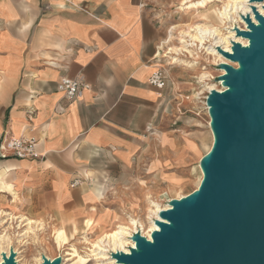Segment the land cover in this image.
<instances>
[{
	"label": "crops",
	"instance_id": "obj_1",
	"mask_svg": "<svg viewBox=\"0 0 264 264\" xmlns=\"http://www.w3.org/2000/svg\"><path fill=\"white\" fill-rule=\"evenodd\" d=\"M152 2L0 0V145L33 138L38 154L0 160L13 187L0 191V207L21 229L80 231L91 216L101 224L108 195L160 165L154 127L180 86L148 84L168 55ZM63 79L83 85L72 101ZM156 140L159 151L169 144Z\"/></svg>",
	"mask_w": 264,
	"mask_h": 264
},
{
	"label": "water",
	"instance_id": "obj_2",
	"mask_svg": "<svg viewBox=\"0 0 264 264\" xmlns=\"http://www.w3.org/2000/svg\"><path fill=\"white\" fill-rule=\"evenodd\" d=\"M250 4L264 10V0ZM251 13L258 25L247 15L241 18L249 32H236L248 47L233 44L231 54L217 49L240 69L218 66L226 89L207 95L215 142L200 162L198 190L168 204L151 242L135 234L136 250L111 255L119 263L264 264V17ZM3 258L14 264L13 253Z\"/></svg>",
	"mask_w": 264,
	"mask_h": 264
},
{
	"label": "rangeland",
	"instance_id": "obj_3",
	"mask_svg": "<svg viewBox=\"0 0 264 264\" xmlns=\"http://www.w3.org/2000/svg\"><path fill=\"white\" fill-rule=\"evenodd\" d=\"M195 1L197 0H154L152 2L151 8L166 31L173 27L174 38L164 46L165 53L169 52V48L179 46L177 40L180 35H184L185 32L192 33L195 26L203 24L208 13L205 9L191 6ZM188 51L193 53L197 64L192 67V70L187 68V64L189 65L193 60L188 58L186 51L168 55L160 63L159 69L166 74L168 80L178 82L180 86L179 94L173 99L169 115L166 119L159 120L154 127V150L157 153L155 158L158 157L160 165L156 170L145 169L132 173L127 187L115 189V191L120 190V194L108 195L104 207L107 216L101 224V216L98 219L92 216L95 222V228L92 231L84 230V222L83 230L77 231L73 224L74 228L66 231V235H63L59 229L25 231L16 226L13 220H8V214L4 210L5 205L0 207V238L11 239L13 246L20 252L19 264H36V258L39 255L60 258L63 264H82V260L87 259L86 256H90L88 259L93 262L92 256L95 253L91 254L85 240L93 243L102 233L114 230L117 226L115 221L125 224L129 218H135L141 222L146 230L149 225L147 209L151 202L165 206L174 199L191 194L197 188L200 162L207 155L212 143L210 119L205 106L209 94L207 88L218 87L217 78L220 77L221 69L205 54V51L196 50L194 47L188 48ZM172 56L177 59L176 62L170 60ZM202 72H207L211 80L200 83L199 74ZM161 136H167L169 141L163 151H159L156 140ZM164 139L161 138L162 143ZM5 181L8 182L6 178ZM92 193L97 200L103 199L98 189H93ZM113 197L117 201L119 199L120 203L109 202L110 199H114ZM1 200L2 197H0ZM95 211L94 209L92 213ZM93 264H107V262H93Z\"/></svg>",
	"mask_w": 264,
	"mask_h": 264
},
{
	"label": "bare ground",
	"instance_id": "obj_4",
	"mask_svg": "<svg viewBox=\"0 0 264 264\" xmlns=\"http://www.w3.org/2000/svg\"><path fill=\"white\" fill-rule=\"evenodd\" d=\"M191 6H194V8L205 9L208 15L205 16L206 18L203 24L197 25L192 29L191 31L192 33L185 32L184 35H180V37L177 40L179 46L169 48L168 49L169 52H166V54L176 55V53L178 52L186 51L185 53L189 55L188 58L193 60V62L189 63V65L187 64V68L192 70V67L196 66L197 64L194 61L193 53L188 51V48L194 47L196 50L198 49L200 51H205V54L212 59V61L215 63L217 67L229 66L236 70H239L240 67L238 63H232L228 59L224 58L218 52L217 49H220L225 53L231 54V48L233 44H238L241 47H248L249 41L247 39L237 36L236 34L237 31L249 32L245 22L243 21V18L241 17H246L247 15H249L254 25H258L257 22L254 21L253 15L251 13V8L256 9L257 12L264 17V10L262 8L263 6L258 4H250V0H197L194 3H192ZM172 30L173 27H171L168 30L167 38L164 44H168L170 43L171 40H173L174 35L172 33ZM170 60H173L174 62L177 61V59L174 56L170 57ZM157 67H161V66L157 65ZM220 71L221 73L219 77L220 79L218 82V87L209 86L207 88L208 89L207 93H210L212 91H218L219 93H221L224 89H226L224 87V80L222 78L226 73L223 69H221ZM199 79H200V83H205L206 81L211 80L207 72L200 73ZM214 142H215V135L212 131V143L208 150L207 155L211 152ZM2 175H3V171L0 170V191L5 190L10 193L13 192L12 185L6 182ZM202 179H203V171L200 166L199 183L197 188L193 192H196L198 190ZM185 197L186 196H183L174 199L173 201H180ZM150 204L151 205L147 209V219L149 221V225L146 228V230H144L141 222H139L135 218H129L128 222H126L125 224L118 223L115 221L114 223H117L115 229L110 231L109 233L107 232L102 233L98 239L96 238L97 240L95 242L91 243L85 240L86 244L89 246L91 254L95 253L94 255L92 254L93 255L92 258L94 257L93 262L95 263L107 262V264H121L112 256L130 255L131 250H136V244L133 241V237L135 234H138L140 235L141 238L145 239L148 242H151L152 233L158 231V228L155 225V223L157 221H160L159 214L162 211H166L170 209V206L169 205L159 206L154 202H151ZM93 211L94 209H92V212ZM94 226H95V222L92 216L84 221L85 231H92L95 228ZM59 230L60 232L62 231L63 235H66V231L63 228H60ZM71 236L72 235H70V237ZM11 253L15 255L14 264H19L20 252L18 251V249H16V247L13 246L11 239L7 237L0 238V264H4L3 257L4 256L8 257ZM86 257H87L86 260H82V264H89V263L93 264L92 260L88 259L90 256H86ZM43 258L47 259L50 262L56 259H60V258H50L39 255V257L36 258L37 261L36 264H43L42 262ZM60 261H61L60 264H63V260L60 259Z\"/></svg>",
	"mask_w": 264,
	"mask_h": 264
},
{
	"label": "built area",
	"instance_id": "obj_5",
	"mask_svg": "<svg viewBox=\"0 0 264 264\" xmlns=\"http://www.w3.org/2000/svg\"><path fill=\"white\" fill-rule=\"evenodd\" d=\"M148 84L156 89H165L167 87V76L158 67L149 78ZM82 87L83 85L79 81L69 79H63L58 85V89L64 93L69 101L74 100L78 96ZM9 153L17 159H36L38 157L35 152V140L33 138L10 140L0 145V160L7 159ZM73 184L76 185L77 183L74 182Z\"/></svg>",
	"mask_w": 264,
	"mask_h": 264
}]
</instances>
